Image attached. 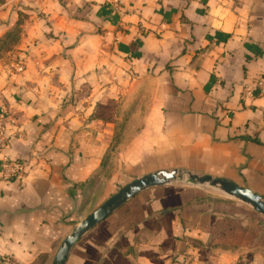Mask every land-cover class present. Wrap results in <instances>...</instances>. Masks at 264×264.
<instances>
[{
    "label": "crops",
    "instance_id": "crops-1",
    "mask_svg": "<svg viewBox=\"0 0 264 264\" xmlns=\"http://www.w3.org/2000/svg\"><path fill=\"white\" fill-rule=\"evenodd\" d=\"M259 80L264 0H3L4 154L26 168L9 182L0 173V260H49L90 197L158 171L264 199ZM66 264H264V217L215 192L154 188Z\"/></svg>",
    "mask_w": 264,
    "mask_h": 264
},
{
    "label": "water",
    "instance_id": "water-1",
    "mask_svg": "<svg viewBox=\"0 0 264 264\" xmlns=\"http://www.w3.org/2000/svg\"><path fill=\"white\" fill-rule=\"evenodd\" d=\"M173 184H182L197 189L207 188L212 192L246 204L255 213L264 217V199L245 187L223 178L198 175L186 170L158 171L132 180L81 220L62 240L51 264H66L74 247L89 232L137 195L150 189Z\"/></svg>",
    "mask_w": 264,
    "mask_h": 264
},
{
    "label": "built area",
    "instance_id": "built-area-1",
    "mask_svg": "<svg viewBox=\"0 0 264 264\" xmlns=\"http://www.w3.org/2000/svg\"><path fill=\"white\" fill-rule=\"evenodd\" d=\"M122 0H115V5L118 7ZM13 69L16 73H21L23 71L22 63H15ZM257 94L260 97H264V81L259 80L256 83ZM3 98L0 94V104ZM6 124V117L2 114L0 110V173L1 177L5 181H13L21 179L25 174L26 162L23 160L10 161L8 157L4 154V149L7 144V140L4 136ZM0 264H6L3 259L0 260Z\"/></svg>",
    "mask_w": 264,
    "mask_h": 264
},
{
    "label": "rangeland",
    "instance_id": "rangeland-1",
    "mask_svg": "<svg viewBox=\"0 0 264 264\" xmlns=\"http://www.w3.org/2000/svg\"><path fill=\"white\" fill-rule=\"evenodd\" d=\"M0 4H3V0H0ZM18 27L16 28V30L12 31L11 30V34L9 36V39H6L5 41H3L1 44L4 47H8L10 45V43L15 42V40H18L17 31ZM129 182V180L122 181L120 182V187L118 189H116L114 192H111V195L109 196H104V195H100V196H92L87 200V203L84 204V206L76 213L75 215V220H74V226L69 230V232L67 233V235L71 232V230L81 221L83 220L86 216H88L93 210H95L99 205H101L104 201H106L109 197H111L113 194H115L120 188H122L123 186L126 185V183ZM176 185H181V186H186V185H182V184H176ZM191 187V186H189ZM204 191H211L207 188H203ZM212 192V191H211ZM106 194V192H105ZM66 235V236H67ZM65 236V237H66ZM64 237V238H65ZM62 238V240L64 239ZM62 242V241H61ZM60 242V243H61ZM60 245V244H59ZM59 245L55 248V251L53 252V254L51 255V257L49 258V260L45 261L44 259H42L41 261L37 262L36 264H51L53 257L59 247Z\"/></svg>",
    "mask_w": 264,
    "mask_h": 264
}]
</instances>
